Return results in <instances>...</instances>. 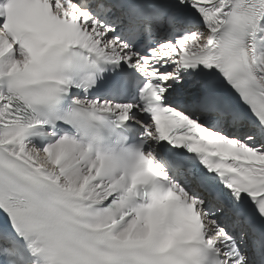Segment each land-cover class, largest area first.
<instances>
[{"label":"snow or ice","instance_id":"1","mask_svg":"<svg viewBox=\"0 0 264 264\" xmlns=\"http://www.w3.org/2000/svg\"><path fill=\"white\" fill-rule=\"evenodd\" d=\"M0 264H264V0H0Z\"/></svg>","mask_w":264,"mask_h":264}]
</instances>
